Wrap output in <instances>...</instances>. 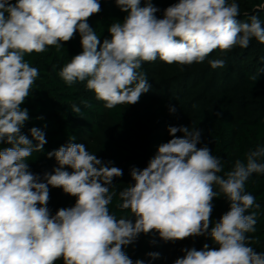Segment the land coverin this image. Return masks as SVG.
<instances>
[{"label":"clouds","instance_id":"clouds-1","mask_svg":"<svg viewBox=\"0 0 264 264\" xmlns=\"http://www.w3.org/2000/svg\"><path fill=\"white\" fill-rule=\"evenodd\" d=\"M115 4L127 15L109 26L111 39L101 44L88 23L102 10L99 0H0V143L11 145L0 150V264H56L61 259L63 264H145L133 261L123 246L153 231L165 242L210 236L219 245L184 248L185 255L174 264H264V252L250 246L259 238L246 235L257 231L259 214L246 212L261 205L245 190L250 176L264 174V145L248 150L224 171L222 159L202 144L203 129L169 126L172 138L158 146L147 166L131 168L134 183L119 191L116 205L130 215L119 218L109 205L117 195L111 190L113 180L123 170L90 153L84 143L73 142L74 136L47 152L58 166L45 172L43 180L30 170L28 158L43 152L47 140L36 127L29 129L31 139L22 133L29 111L21 105L40 75L26 55L50 47L59 51L78 32L82 51L58 76L69 87L86 82L95 99L113 109L138 103L150 90L144 63L159 58L168 65L191 66L208 60L217 69L226 60L208 59L215 50L226 55L237 46L247 49L253 39L264 44V22L258 15L238 19L237 0H178L163 10V18L151 0L145 6L141 0ZM256 8L264 9V4ZM81 104L92 107L88 100ZM71 110L81 113L75 103ZM169 112L176 108L170 106ZM49 186L75 197V205L52 215ZM221 196L230 210L213 224V200ZM147 256L154 260L160 253Z\"/></svg>","mask_w":264,"mask_h":264},{"label":"trees","instance_id":"trees-1","mask_svg":"<svg viewBox=\"0 0 264 264\" xmlns=\"http://www.w3.org/2000/svg\"><path fill=\"white\" fill-rule=\"evenodd\" d=\"M11 2L15 3V0ZM99 2L102 10L91 16L88 23L102 44L105 38L111 39L109 26L123 22L127 13L116 6L115 0ZM151 2L160 9L157 17L163 18V10L178 0ZM237 3L240 5L238 19L247 21L248 16L258 15L264 22V9L256 8L264 4V0H237ZM141 6H145V0H141ZM80 39L77 32L59 51L50 47L45 53L25 56L31 66L39 69L40 75L31 95L21 105L29 111V120L22 133L31 139L30 128L45 132L47 143L44 151L34 152L27 161L30 170L39 174L42 180L45 172L51 173L58 166L55 157L47 158V152L66 145L74 136L73 142L84 143L90 153L105 162L112 161L113 166L123 170V176L113 180L111 190L117 195L109 205L110 211L119 218L130 215L129 210L121 211L116 205L119 191L134 183L130 176L131 168L135 166L142 170L147 166L158 146L172 138L167 131L169 126L203 129L202 144H207L213 155L222 159L224 171L230 170L236 159L243 160L248 150L264 145V61H260L264 57V44L253 39L247 49L237 46L226 55L215 50L208 59L226 60L225 66L217 69H212L208 60L191 66L168 65L159 58L155 62L144 63L142 71L147 73L150 90L142 94L134 105L106 109L103 102L96 100L94 93L87 90L86 82L69 87L58 76V71L82 51ZM253 75L257 76L256 81L250 79ZM82 100H88L92 107H84ZM73 103L81 107L79 115L72 112ZM170 106L176 108L174 114L169 112ZM216 113L221 115L217 117ZM41 116L43 119H37ZM176 135L181 136L182 133ZM10 146L0 143V150ZM245 190L261 205L259 210L246 212L259 213L255 226L257 231L246 235L259 238L258 244L250 246L257 252H264V174L250 176ZM49 195L47 207L52 215L60 208L75 205L76 198L64 193L62 188L49 186ZM213 204L210 219L214 224L230 210V203L221 196L214 198ZM129 218L134 222V217ZM204 244H208L210 249L219 248L210 236L190 237L172 243L165 242L158 232L153 231L141 234L133 244L123 246V250L133 261L142 259L145 264H174L177 258L185 255L182 249L195 247L201 250ZM149 252H158L160 257L153 260L147 256ZM56 264H63V260Z\"/></svg>","mask_w":264,"mask_h":264},{"label":"rangeland","instance_id":"rangeland-1","mask_svg":"<svg viewBox=\"0 0 264 264\" xmlns=\"http://www.w3.org/2000/svg\"><path fill=\"white\" fill-rule=\"evenodd\" d=\"M72 171V169L71 170H69V172H71Z\"/></svg>","mask_w":264,"mask_h":264}]
</instances>
